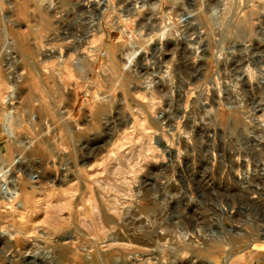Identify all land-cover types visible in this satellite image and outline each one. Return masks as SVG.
Here are the masks:
<instances>
[{"label":"rangeland","instance_id":"1","mask_svg":"<svg viewBox=\"0 0 264 264\" xmlns=\"http://www.w3.org/2000/svg\"><path fill=\"white\" fill-rule=\"evenodd\" d=\"M12 159L0 264H264V0H0Z\"/></svg>","mask_w":264,"mask_h":264},{"label":"bare ground","instance_id":"2","mask_svg":"<svg viewBox=\"0 0 264 264\" xmlns=\"http://www.w3.org/2000/svg\"><path fill=\"white\" fill-rule=\"evenodd\" d=\"M42 3V2H41ZM40 3V4H41ZM53 3V2H52ZM85 7V6H84ZM55 14V13H54ZM34 15V14H33ZM7 16V15H6ZM58 20V19H57ZM55 21V20H54ZM55 23V22H54ZM64 25V24H63ZM72 33V32H71ZM60 35V34H59ZM52 39V38H51ZM71 48V47H70ZM60 56V55H59ZM59 58V57H58ZM86 59V58H85ZM89 59V58H88ZM87 59V60H88ZM63 60V59H62ZM61 60V61H62ZM79 60V59H78ZM77 60V61H78ZM84 61V60H83ZM96 61V60H95ZM129 61H130V59H129ZM62 62H64V60L62 61ZM81 62V61H80ZM79 62V63H80ZM85 62H87V61H85ZM59 64H61L60 62H59ZM92 64V63H91ZM73 66H75V65H73ZM48 69V68H47ZM58 70H57V72H58V74L59 75H62V77H63V74L64 75H66V76H70L71 74H72V69L70 68V66L69 65H67L66 63H62L60 66H58V68H57ZM51 72V71H50ZM80 72V71H79ZM49 73V72H48ZM52 73V72H51ZM75 76V75H74ZM65 77V76H64ZM12 78V81H13V83H15L16 81H17V79L14 77H11ZM60 78H61V76H60ZM53 79V78H52ZM57 85V84H56ZM88 95V94H87ZM94 95V94H93ZM12 98V93H10V95L9 96H7V97H5V100H3L4 102V107L5 108H7V106H8V104H11L12 102L10 101V99ZM12 106H13V104H12ZM4 107H3V109H4ZM9 107V106H8ZM16 107V106H15ZM12 108V107H11ZM13 108H14V106H13ZM15 109V108H14ZM63 109H65V108H63ZM12 111H14V110H12ZM11 110H6V109H4L3 110V113H2V116H3V124H2V126H1V128H2V131L7 135V136H9L10 138H12V141H17V138H16V134H15V131H14V128H13V125L11 124V123H13V122H11V112H12ZM63 114V113H62ZM70 114V113H69ZM44 115V114H43ZM122 116V115H121ZM14 117V116H13ZM124 117V116H123ZM127 117V116H126ZM125 119H127V118H125ZM18 120V119H17ZM127 120H129V119H127ZM20 121V120H19ZM50 121V120H49ZM125 122V121H124ZM82 123H83V121H82ZM85 123V122H84ZM88 123H89V121H88ZM117 123V122H116ZM126 123H128V122H126ZM73 125V124H72ZM39 126V125H38ZM67 126V125H66ZM109 126V125H108ZM17 127V126H16ZM25 128V127H24ZM200 128V127H199ZM57 130V129H56ZM119 130H120V128H119ZM110 131V130H109ZM198 131V130H197ZM33 132V131H32ZM53 135V134H52ZM45 140V139H44ZM44 140H43V142H44ZM188 141V140H187ZM20 142V141H19ZM38 142V141H37ZM46 142V141H45ZM44 142V143H45ZM46 144V143H45ZM186 144V143H185ZM50 146V145H49ZM186 146V145H185ZM184 147V146H183ZM188 147V146H187ZM89 151H90V149H89ZM180 154H182V153H180ZM83 157V156H82ZM181 157H182V155H181ZM177 158V157H176ZM180 158V157H179ZM178 159V158H177ZM248 161V160H247ZM70 162V161H69ZM1 163V162H0ZM248 163H249V161H248ZM12 164H13V159H12V161L10 162V163H8L7 164V166L4 168V169H1V167H0V196H1V198H3L4 200H6V201H9L11 198H13L16 194H18L19 193V186H17L16 184H12V185H10V182L11 181H13L14 179L13 178H11L10 177V175H11V169H10V167L12 166ZM231 164V163H230ZM2 166H5V164L4 165H2ZM67 166V165H66ZM66 168V167H65ZM69 169V168H68ZM66 171V170H65ZM246 172H247V178H251L253 175H254V169H252L251 167H249V165L246 167ZM67 173H68V171H67ZM63 173H61V175H62ZM65 174V173H64ZM66 175H68V174H66ZM71 175V174H70ZM63 176V175H62ZM65 176V175H64ZM63 176V177H64ZM67 177V176H66ZM63 180H64V178H63ZM252 188V187H251ZM250 188V189H251ZM254 192H256L255 191V188H254ZM257 193V192H256ZM261 195V194H260ZM22 204H24L23 203V201H19L18 203H17V206L18 207H20V206H22ZM134 213V212H133ZM127 223V222H126ZM132 223H134V222H132ZM134 225V224H133ZM125 228H127L128 229V226L127 227H125ZM129 228H130V226H129ZM132 228V227H131ZM144 230V229H143ZM1 231V233H4V234H6L7 236H8V234H10V232L9 231H4V230H0ZM124 232V231H123ZM122 232V233H123ZM0 233V234H1ZM128 233V232H127ZM144 233V232H143ZM120 234L121 233H119V236H120ZM138 234V233H137ZM112 235V234H111ZM115 235V234H114ZM123 235H125V234H123ZM128 235V234H127ZM144 235V234H143ZM122 236V235H121ZM120 236V237H121ZM149 236L150 235H148V237L147 238H145V239H142V241L140 240V242H143V243H147V245H148V243H149V245L151 244L150 242H152L151 240V238H149ZM113 237V236H112ZM112 237H111V239H112ZM114 238V237H113ZM119 238V237H118ZM124 238V237H123ZM142 238V237H141ZM110 239V240H111ZM115 239V238H114ZM128 239V238H127ZM131 239V238H130ZM129 239V240H130ZM134 240H135V238H133ZM157 239V238H156ZM121 240H122V238H121ZM139 241V240H138ZM153 241H154V239H153ZM152 244H153V242H152ZM163 245V244H162ZM87 258L88 259H90L91 260V258H92V256L91 255H89V254H87ZM259 258V257H258ZM87 260V259H86ZM89 261V260H88Z\"/></svg>","mask_w":264,"mask_h":264}]
</instances>
